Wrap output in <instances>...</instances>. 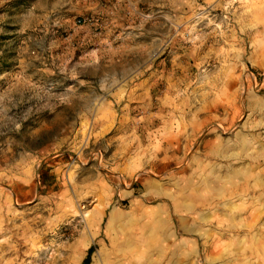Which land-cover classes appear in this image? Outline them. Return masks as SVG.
Returning a JSON list of instances; mask_svg holds the SVG:
<instances>
[{
  "label": "rangeland",
  "instance_id": "rangeland-1",
  "mask_svg": "<svg viewBox=\"0 0 264 264\" xmlns=\"http://www.w3.org/2000/svg\"><path fill=\"white\" fill-rule=\"evenodd\" d=\"M0 264H264V0H0Z\"/></svg>",
  "mask_w": 264,
  "mask_h": 264
},
{
  "label": "trees",
  "instance_id": "trees-1",
  "mask_svg": "<svg viewBox=\"0 0 264 264\" xmlns=\"http://www.w3.org/2000/svg\"><path fill=\"white\" fill-rule=\"evenodd\" d=\"M90 254H91V249L88 250L87 255H86V257H85V259L83 261L84 263H87L88 262V259H89Z\"/></svg>",
  "mask_w": 264,
  "mask_h": 264
},
{
  "label": "bare ground",
  "instance_id": "bare-ground-1",
  "mask_svg": "<svg viewBox=\"0 0 264 264\" xmlns=\"http://www.w3.org/2000/svg\"><path fill=\"white\" fill-rule=\"evenodd\" d=\"M110 218H111V216H110ZM112 219V218H111ZM110 220V219H109ZM112 221V220H111Z\"/></svg>",
  "mask_w": 264,
  "mask_h": 264
}]
</instances>
